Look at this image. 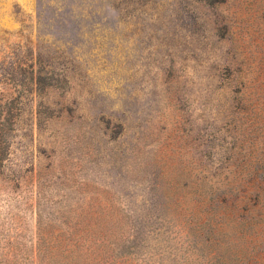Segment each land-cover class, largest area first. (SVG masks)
I'll return each mask as SVG.
<instances>
[{"label":"rangeland","instance_id":"1","mask_svg":"<svg viewBox=\"0 0 264 264\" xmlns=\"http://www.w3.org/2000/svg\"><path fill=\"white\" fill-rule=\"evenodd\" d=\"M0 264H264V0H0Z\"/></svg>","mask_w":264,"mask_h":264}]
</instances>
